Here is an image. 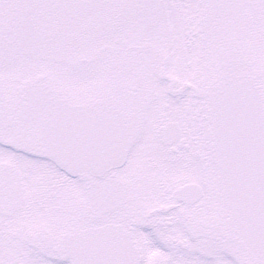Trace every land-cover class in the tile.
<instances>
[{
	"label": "snow or ice",
	"instance_id": "snow-or-ice-1",
	"mask_svg": "<svg viewBox=\"0 0 264 264\" xmlns=\"http://www.w3.org/2000/svg\"><path fill=\"white\" fill-rule=\"evenodd\" d=\"M0 264H264V0H0Z\"/></svg>",
	"mask_w": 264,
	"mask_h": 264
}]
</instances>
